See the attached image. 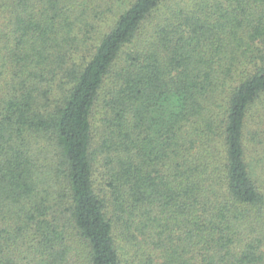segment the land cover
I'll return each instance as SVG.
<instances>
[{
    "label": "trees",
    "instance_id": "16d2710c",
    "mask_svg": "<svg viewBox=\"0 0 264 264\" xmlns=\"http://www.w3.org/2000/svg\"><path fill=\"white\" fill-rule=\"evenodd\" d=\"M264 0H0V264H264Z\"/></svg>",
    "mask_w": 264,
    "mask_h": 264
},
{
    "label": "rangeland",
    "instance_id": "374dc122",
    "mask_svg": "<svg viewBox=\"0 0 264 264\" xmlns=\"http://www.w3.org/2000/svg\"><path fill=\"white\" fill-rule=\"evenodd\" d=\"M250 125L252 128L259 129L262 132L264 130V111H254Z\"/></svg>",
    "mask_w": 264,
    "mask_h": 264
}]
</instances>
